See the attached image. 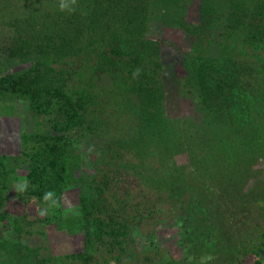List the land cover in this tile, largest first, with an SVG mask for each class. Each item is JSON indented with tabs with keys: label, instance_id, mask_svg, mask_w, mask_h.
<instances>
[{
	"label": "trees",
	"instance_id": "1",
	"mask_svg": "<svg viewBox=\"0 0 264 264\" xmlns=\"http://www.w3.org/2000/svg\"><path fill=\"white\" fill-rule=\"evenodd\" d=\"M172 5L179 9L170 11ZM185 6L183 0H0V96L11 101L0 106V114L18 109L22 118L30 112L34 119L31 131L22 127L19 133V153L0 155V222L11 227L10 236L0 234V250L12 255V264L27 260L29 264H119L117 259L128 255L132 241L149 240L140 222L162 211L161 204L187 227H198L203 239L211 238L216 247L226 244L235 264L237 258L238 264H263L264 224L255 222V227L242 232L241 220L235 222L240 205H253L246 199L235 200L238 185L242 190L244 186L225 180L216 187L213 182L235 175L237 162L242 163L241 150L254 155L257 148L264 149L260 75L264 62L256 67L241 59L240 49L248 48H231L237 31L246 47H264V23L245 19L253 11L264 16V4L251 9L246 0H202L199 37H209L216 30L224 41H219L214 56L195 51L184 56L185 75L179 83L197 104L201 119H190L188 128L181 129L179 120L164 110L168 64L160 59L158 39L152 37L156 31H152L165 15L170 27H182L180 11ZM18 65L23 66L15 69ZM113 114L118 117L112 119ZM112 124L123 126L115 138L110 136ZM90 138L95 140L89 142L87 152L97 154L103 176L92 173L79 203L65 209L63 195L72 181L74 152ZM175 139L198 143L200 151L213 156V168L219 167V161L210 148L230 144L232 156L227 162L221 157L218 172L207 186L216 196L211 199L215 208L226 205L234 220L230 236L222 234L221 211L194 213L193 206L202 207L205 197L188 194L185 171L178 176L169 163L161 162L162 148L165 152L174 148ZM141 143L155 145L146 148L147 163L141 153L129 158L124 152ZM137 179L140 198L127 184ZM113 184L124 193L114 194ZM260 192L256 190L252 198L261 201ZM156 193L163 198L151 196ZM12 203L24 207V212L14 211ZM35 206L40 213L29 211ZM67 210L72 212L67 222L86 235L83 250H68L60 259H49L37 250L40 244L34 248L24 242L36 232L45 236L44 226L58 223ZM102 250L109 259L95 256Z\"/></svg>",
	"mask_w": 264,
	"mask_h": 264
},
{
	"label": "rangeland",
	"instance_id": "2",
	"mask_svg": "<svg viewBox=\"0 0 264 264\" xmlns=\"http://www.w3.org/2000/svg\"><path fill=\"white\" fill-rule=\"evenodd\" d=\"M183 2H186V6L184 9L181 8L180 11L181 16H183L180 22L182 27H170V24H167L169 16L165 15V18L159 19L158 24L160 27L159 25L158 27H154L152 33L156 31V34L154 32L152 37L158 39L157 46L159 48L161 61L164 64H168L163 78L165 86V113L168 117L179 120V128L181 126V129H187V122L190 119H193L195 122H199L198 120L201 119V111L196 106L197 104L194 102L193 98L187 94V89L186 93H183L181 90L182 86L181 83H179V78L185 75V69L182 63L185 59L184 56H187V54L191 51L199 52L200 54H203V56H214L218 48H220L219 41L224 40L222 39L223 35H220L222 33L216 30L210 33V35H208L209 37L205 35L206 39H201L199 37L201 27L198 26L200 22H203L201 19L202 0H183ZM246 2L251 9L252 7L254 8L255 4H264V0H246ZM178 9L179 7L172 5L170 11H176ZM256 11L257 13L259 12V7L256 8ZM260 12H262V10H260ZM250 13H252V11H250ZM263 18L264 16L256 15L255 11H253V16H246L245 19L248 22L253 21L254 23L261 24L264 23ZM235 38L236 45L231 48H248L246 49V52L243 49H240V54H243L241 55V59L249 61L250 64L256 67H260L264 62V47L259 49L254 44L250 47H246V44L242 42V35L240 31H237ZM169 64H172L171 68L169 67ZM22 66L23 65H18L15 69L21 68ZM263 72L264 68L260 71V75L263 76L261 83L263 85L262 90L264 92ZM104 81H106V83L109 82V78L105 75ZM4 103H11V101L8 100V97L1 95L0 106H4ZM11 111L9 112V109H4V113L0 114V155L12 156L18 154L20 147L22 146L18 140L22 127L31 131L34 126L32 113L28 112L24 118H22L20 110H13L12 113ZM263 112L264 107L262 113ZM110 117L113 119L118 116L113 114ZM120 118L123 119L124 116H120ZM260 123H262V121H260ZM120 127L123 128V126H116V124H112L110 126V136L115 138L120 133L117 131ZM123 136L124 135H121L120 137ZM174 137H176V135H174ZM87 139L83 141L84 143L81 142L82 145L74 152L76 161L70 174L72 181L63 195V206L65 209L79 203V194H81V190L90 183L89 176L92 173L99 171L98 178L103 176V173L101 172V164L99 165L97 162V154L94 155L93 153L89 154L87 152L89 142L94 141L95 139ZM121 139L125 140V137ZM99 140H101V138H99ZM184 142H186V140H184ZM140 145L141 146L139 147L136 144H133L129 150L124 148V152H126V156H129V158H133L134 156H137V153H141L143 154L141 155L142 160L147 163L148 157L145 155L146 148L150 145L151 147H154L155 145H149V143L146 145L141 143ZM173 146L174 148H170L168 152H165L162 148L159 153L161 155V162L169 163V166L172 168L174 174H177L178 176L183 177V171H185L187 181L185 180L184 183L188 184V194L194 195L196 193L197 195L201 193L205 197V199L203 198L202 203V207H204L205 211L197 203L198 206H193L194 213H199L203 216L202 212H206V214H208V212L213 213L218 210L221 211L220 220L224 222L222 224V234L230 236L234 230L232 225L234 220L231 219L230 214L226 211V205L221 207V209L219 207L215 208L216 204H213L211 199L216 196H214L212 188H207V186H209V179L213 182L214 179L212 178V175L218 172L221 157L222 162H227L229 157L232 156L230 153L231 150L228 148L230 144H223L221 146L222 149L210 148V150L215 151L214 157H216L219 161V167L217 166V168H213L215 165V163L212 162L213 156L210 155V153L208 155V152L205 150L200 151L198 143H181L180 140H177L173 143ZM249 152L250 151L244 153V150L240 151L242 154L240 156L243 164L236 161L239 166H237L238 169L235 175L230 176L231 178L226 177L227 179H218L217 182H213V184H216L214 185L216 187H218V184H222L225 180L232 184L238 182L240 185L244 186V190H242L238 185L237 190H235V200L243 202L246 199L247 202H250L253 205H247L246 207H241L240 205L239 211L234 214L236 220L235 222H237V220H241L239 231L242 232L255 227V222L257 224L259 222L260 225L264 224V149L257 148L253 151L254 155H252V152ZM223 157L225 158V161ZM160 158L158 159L160 160ZM168 158L170 161H168ZM10 161L13 165L18 164L16 160L10 159ZM139 161L140 159L138 158L136 162ZM209 164L211 168L207 170V166L209 167ZM199 168H203V170L199 171ZM233 171L234 170L230 172L234 173ZM188 172L189 174H187ZM139 179H137L138 182L136 183H133L131 180H129L130 182H127L129 185L128 189L135 198L141 197H136L140 193ZM198 180L201 182L204 181L207 184L206 187L204 185H200L201 183H199ZM122 185L123 187L126 186V184L123 183L121 186ZM111 188L114 194L121 195L120 193H124L122 189L117 190L118 187L115 184L111 185ZM256 190H261V201H258L254 198V196L252 198V195ZM220 194L223 193L221 192ZM151 196L154 198H163L162 195H157V193L152 194ZM218 202L221 203L223 200L219 198ZM161 206L162 211L157 214H153L150 219L144 217L140 222L141 232L144 235L148 234L149 240L146 238L138 241H132L129 246L130 252L127 253L128 255L117 259L119 264H235V262L231 261V258H229L227 253L228 246H226V244L223 243L222 246L220 245L219 247H216V244L212 242L211 238L203 239L199 236L198 227H187L183 222H180V216L178 217L173 215L170 209H168L165 205L161 204ZM220 206L223 205L221 204ZM10 207L16 212H24V207L18 204L16 205L15 203H12L10 204ZM241 208L246 210L243 211ZM29 211H37L40 213L41 209L35 206ZM189 211H191V209H189ZM71 213L72 212L67 210L63 218L60 220L57 218L58 223L56 222L55 225L52 223L51 225L44 226V230H46L45 236L36 232L33 235L24 238V242L34 246V248H37L40 244L41 248L38 247L37 250L40 252L44 251L45 256L49 259H60L68 250H83L86 235L83 232V229L75 226L74 223L73 226H71L67 222L72 217ZM195 223L197 222H194L193 225ZM202 223L203 222L197 224L201 225ZM202 225H204V223ZM207 225H209L208 222ZM0 234L4 236L11 235V227L8 222H0ZM100 253H96L95 256L99 259L101 257L109 259V253L105 250H102ZM112 254H114V252H112ZM147 257L151 260H146L145 258ZM11 260L12 255H9L7 251L0 250V264H12ZM27 261L24 262V264H29ZM238 261L239 259L237 258V264Z\"/></svg>",
	"mask_w": 264,
	"mask_h": 264
}]
</instances>
